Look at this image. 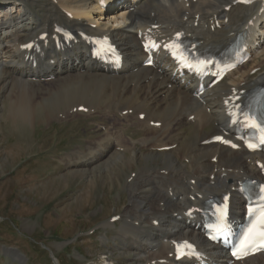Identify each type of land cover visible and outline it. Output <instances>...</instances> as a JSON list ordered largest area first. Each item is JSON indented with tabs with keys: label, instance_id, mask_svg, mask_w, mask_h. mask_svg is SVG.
<instances>
[{
	"label": "bare ground",
	"instance_id": "obj_1",
	"mask_svg": "<svg viewBox=\"0 0 264 264\" xmlns=\"http://www.w3.org/2000/svg\"><path fill=\"white\" fill-rule=\"evenodd\" d=\"M104 1L105 8L99 7L100 0H10L0 5L1 11L10 8L0 11L1 110L6 102L8 117L30 126L38 112L48 122L84 114L111 118V124L96 122L98 137L61 158L60 164L67 170L63 177L137 166L124 181L128 205L119 217L114 247L132 255L128 261L136 264H195L174 261L175 243L191 240L202 250L203 261L229 264L220 249L206 243L200 228H194L200 223L195 210L211 197L227 195L231 217L236 218L239 183L246 178L264 182L263 153L207 144L214 136L230 134L228 106L264 86V60L254 67L258 76L247 73L231 84L222 81L196 97V82L179 78L162 53L154 67H142L146 56L141 43L154 40L161 47L179 33L194 38L201 48L223 49L237 33L246 32L250 54L264 56V0H251L248 6L234 4L236 0ZM97 37L117 45L121 71L104 69L89 55V42ZM28 44L38 51L25 49ZM124 123L138 126L144 137L128 138ZM157 158L163 161L160 168L151 165ZM88 191L87 185L86 198ZM116 225L110 222L104 228ZM113 261L103 254L102 263ZM232 264H264V254Z\"/></svg>",
	"mask_w": 264,
	"mask_h": 264
},
{
	"label": "rangeland",
	"instance_id": "obj_2",
	"mask_svg": "<svg viewBox=\"0 0 264 264\" xmlns=\"http://www.w3.org/2000/svg\"><path fill=\"white\" fill-rule=\"evenodd\" d=\"M3 1L0 5L8 0ZM7 8H0L1 13L10 12ZM258 54H253L227 83L242 80L247 73L251 78L258 76L251 75L264 60ZM6 104L3 110L0 107V246L17 249L27 259L26 264H104V253L116 264H136L128 261L132 255L114 247L113 237L121 226L118 223L122 210L128 205L123 188L126 178L137 166L120 167L112 174L103 168L91 174L63 177L67 170L60 164L61 158L98 137L94 134L96 122L111 124L113 120L82 115L48 122L38 112L30 126L8 117ZM63 126L70 127L60 135L58 129ZM71 126L77 131L73 132ZM123 128L133 141L145 135L138 126L124 123ZM162 162L157 158L151 165L160 168ZM87 185L88 198L84 193ZM113 216H117L116 227L105 229L104 224L110 223ZM0 264L12 263L0 254Z\"/></svg>",
	"mask_w": 264,
	"mask_h": 264
},
{
	"label": "snow or ice",
	"instance_id": "obj_3",
	"mask_svg": "<svg viewBox=\"0 0 264 264\" xmlns=\"http://www.w3.org/2000/svg\"><path fill=\"white\" fill-rule=\"evenodd\" d=\"M199 65H203L206 68V62L204 61H199L197 64H192V63L187 64L189 68H197L198 71H202L203 69L200 68ZM246 120L251 122L252 127L261 128V126L255 122L253 117L247 116ZM261 131L264 132V128H261ZM261 142L264 143V135L261 136ZM249 147H254V146L249 145ZM262 191H264V189H262ZM260 199L264 200V196H261ZM256 211L257 209L250 207L249 208L250 216L254 215ZM221 215L222 216L224 215V211L221 212ZM217 230L219 231L222 229L218 228ZM257 243L264 245V204L259 205V215L255 217L252 224L249 226V228L245 232L244 237L241 240L240 248H238L237 251L233 253V255H237V253L240 252L242 249L254 247ZM188 247H191V246L188 245Z\"/></svg>",
	"mask_w": 264,
	"mask_h": 264
}]
</instances>
